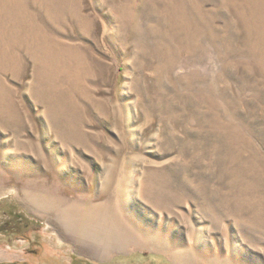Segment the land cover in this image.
Here are the masks:
<instances>
[{"label": "rangeland", "instance_id": "1", "mask_svg": "<svg viewBox=\"0 0 264 264\" xmlns=\"http://www.w3.org/2000/svg\"><path fill=\"white\" fill-rule=\"evenodd\" d=\"M58 201L264 264V0H0V262L183 264L102 255Z\"/></svg>", "mask_w": 264, "mask_h": 264}, {"label": "bare ground", "instance_id": "2", "mask_svg": "<svg viewBox=\"0 0 264 264\" xmlns=\"http://www.w3.org/2000/svg\"><path fill=\"white\" fill-rule=\"evenodd\" d=\"M36 199L39 204H43V201H40L38 197ZM46 204L58 207L57 210L69 229L82 241L96 245L102 255L112 249L140 243L144 239L152 248L169 251L175 261L193 264V262L186 260L182 252L176 251L170 243L152 242L150 241L151 238L149 239L141 231L125 224L126 222L122 223L116 215L105 210L107 203L90 205L87 202L75 204L74 202L58 201L56 203L47 202Z\"/></svg>", "mask_w": 264, "mask_h": 264}, {"label": "flooded vegetation", "instance_id": "3", "mask_svg": "<svg viewBox=\"0 0 264 264\" xmlns=\"http://www.w3.org/2000/svg\"><path fill=\"white\" fill-rule=\"evenodd\" d=\"M5 230V229H4ZM4 232V231H3ZM19 243L20 245H26V243L28 242L26 237H22L20 235L16 236L14 242ZM13 246L12 243H7L5 249L6 250H12ZM19 262L17 261H11V262H0V264H18Z\"/></svg>", "mask_w": 264, "mask_h": 264}, {"label": "trees", "instance_id": "4", "mask_svg": "<svg viewBox=\"0 0 264 264\" xmlns=\"http://www.w3.org/2000/svg\"><path fill=\"white\" fill-rule=\"evenodd\" d=\"M3 229H5L4 227H2Z\"/></svg>", "mask_w": 264, "mask_h": 264}]
</instances>
